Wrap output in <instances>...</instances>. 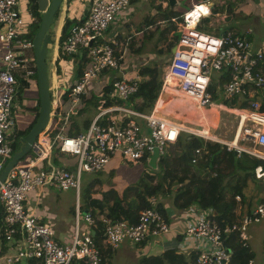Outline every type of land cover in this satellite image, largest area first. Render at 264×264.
<instances>
[{"label":"built area","instance_id":"1","mask_svg":"<svg viewBox=\"0 0 264 264\" xmlns=\"http://www.w3.org/2000/svg\"><path fill=\"white\" fill-rule=\"evenodd\" d=\"M130 1L88 0L86 15L69 26L63 37L56 39L48 69L52 87L49 121L52 122L48 121L37 134L30 146V155L21 157L0 183V236L16 246L14 254H0L4 264H15L21 259H32L39 264H107L92 238L91 231L95 227L100 229L102 244L109 249L122 242L138 245L148 237H159L168 231L156 196L146 197L147 206L138 211L133 224L91 215L87 211L80 215L79 206H76L67 243L56 241L52 228L28 211L26 205L28 192L37 187L43 190L48 187L73 189L76 194L82 173H99L114 156L124 161H140L155 150L156 160L166 147L176 142L180 132L212 140L202 133L201 125L198 129L187 130L177 120L155 114L161 93H165L168 103L174 106L172 112H180L184 105L206 109L214 104L217 95L221 100L229 101L230 105L224 104V107L235 117L236 127L229 142H219L235 154L246 153L264 162V112L259 110L264 104V41L253 47L248 40L252 32L250 27L240 34L229 31L217 36L197 30L202 18L220 17L223 21V15L214 11L216 5L223 3L221 0L191 3L181 14L177 22L179 36L162 71L151 112L145 113L125 104L137 91L140 75L113 79L111 89L97 96L98 105L88 113L90 119L85 130L67 135L70 116L82 107L80 96L84 89L101 73L120 67L130 37L105 40L103 34L128 9ZM20 2L0 0V158L9 157L16 141L18 144L10 116L17 87H30L27 85L35 81L28 80L35 74L31 39L18 30L29 21L35 23L37 20L28 6L21 7ZM200 6H204L205 12L198 10L191 15ZM77 64L80 73L73 77ZM213 70L218 71V80L212 88L209 74ZM71 77L72 84L67 86ZM65 85L70 90L69 106L61 116L56 113V106L63 93L59 91ZM237 102L238 108L235 107ZM162 109L156 110L162 112ZM55 147L59 154L76 158L73 168L66 164L62 167L47 164ZM195 154H200V150ZM20 160H23L22 165ZM254 177L264 183L262 166L254 169ZM235 200L239 197L235 196ZM195 208L194 220L182 233L184 238L198 244L195 264H229L231 251L224 245V239L235 233L238 243L248 246L247 226L264 218V193L239 220L224 226L212 220L209 210ZM246 264H253L252 259Z\"/></svg>","mask_w":264,"mask_h":264},{"label":"rangeland","instance_id":"2","mask_svg":"<svg viewBox=\"0 0 264 264\" xmlns=\"http://www.w3.org/2000/svg\"><path fill=\"white\" fill-rule=\"evenodd\" d=\"M80 1V0H79ZM164 1V0H163ZM215 1V0H213ZM83 4L88 5V0H82ZM167 3L164 7H162L161 4L158 3L159 7V13L166 12L168 9V0L164 1ZM196 2V1H195ZM147 0H132L130 1V4L128 5V9L121 13L119 17L116 19L115 23H111L109 32H115L118 31L121 35H125L127 33L133 34V36H136L134 38L135 41V47L133 51H129L126 55V63L123 66L125 69V74L129 75L132 74L133 70L135 69V72H139L142 69L143 60L145 59V55L152 54L153 51H149L151 45L153 46V43L155 42V38L152 39V37H147L146 35V28L143 27V24H135L133 26V19L135 21H138V23L143 19H149L153 16L152 12L147 11L148 5ZM191 0H178L175 4L170 5L173 6L172 9L184 11L187 10L190 7ZM61 7V5H60ZM59 7V8H60ZM60 11V10H59ZM215 13L218 14H224L225 16H230V19L228 22L219 21L216 24L210 25L208 23L209 19H212V16L208 18H202L200 20V26H197V30L202 31L204 33H208L210 35H222L224 31L230 30L233 26L237 30L241 31V27L243 26H250V20H252L253 26H255L257 20L259 22H262V26L264 25V0H223V3L221 5H216L214 7ZM158 14V15H160ZM182 14V13H181ZM180 14V18H181ZM37 17L39 15L37 14ZM257 20H256V19ZM37 20V18H35ZM67 20L69 18H66ZM161 16L157 18H153V20L150 22L151 26L155 24L157 20H161ZM172 22H178L176 18L173 19ZM130 24V29H126L124 27L116 28V26H121L124 23ZM59 23V22H58ZM227 24V25H226ZM238 24V25H235ZM38 25V21L33 23L30 21L23 26L20 27L18 30L21 31L25 37L30 38L34 32L36 31ZM160 25L157 26V30ZM251 27V26H250ZM51 30L53 31L52 40L51 43L47 45V55L49 60H52L54 53H55V45H56V38L58 37L56 35L57 26L51 25ZM173 29L171 32V42L170 46L175 45L178 36L179 31L175 29L173 26L169 27V30ZM252 29V27H251ZM255 29V28H254ZM257 30V29H256ZM140 31V32H139ZM145 31V32H143ZM112 33H104L103 36L105 40H109L113 37ZM154 33V31H152ZM251 34L248 37V40H252ZM164 44L166 42L159 43V46L161 49L164 48ZM168 46H166L165 51ZM170 50V47H169ZM125 53L124 55L126 54ZM154 53H156L154 51ZM168 56L170 55V51L166 52ZM162 61L160 63H156L153 65V62L151 64H148L146 62V66H150L151 68H155L152 70V73L150 76L146 75L148 78L151 79V81H157L159 83L158 76L161 74L162 69L168 63L169 57L167 59H161ZM46 63L49 64L48 60H46ZM131 64V65H130ZM130 67V70L128 69ZM48 72V86L49 91L52 92L51 87V77L49 76V70ZM119 75L120 72L116 70H109V77L110 75ZM106 76V75H105ZM101 77L99 79L104 80V77ZM107 77L106 80L109 79ZM209 78L211 81L212 88L215 87L216 82L218 80V71L213 70L209 74ZM28 80H36V76L32 75ZM141 85V84H140ZM25 87L23 85L18 86L16 93L13 96L12 103L10 105V116L13 119L15 132L17 131V134H20L23 129H26L30 122L34 118L35 111L31 109V107H35L38 105V99H37V90H36V82L34 81L31 84H28ZM96 85L94 82L87 88L86 93L89 95L90 93L93 94V97H97L98 93L94 91ZM94 93H96L94 95ZM188 101L187 99H183ZM98 105V100L96 101ZM222 103H225L227 105H230V102H226V100H223ZM125 104L129 105V101H126ZM84 105H82L81 108H83ZM186 106V105H184ZM95 108V104L93 102H86V108L85 111H89ZM38 110V107H37ZM66 108L61 107L60 112L61 114L64 113ZM81 110V109H80ZM192 111H194V108H192ZM166 112L169 113H176L172 112L170 110L166 109ZM217 112L219 113V121L215 122L214 126H211V131L208 133L214 138V140H219L221 142H229L231 139L232 131H234L236 127V119L233 115L230 113H226L220 109H217ZM83 113V112H82ZM90 114V112H88ZM84 114L80 118H77L76 124L81 125L83 121L82 119H90L89 114ZM178 113V112H177ZM179 117H183L184 113L177 114ZM77 117L76 114H72L70 116V119H73ZM178 117V119H179ZM69 119V120H70ZM170 119H174V116H171ZM176 119V118H175ZM177 119V120H178ZM183 121L182 124L184 128L187 130H191V128L198 129L199 125L196 127H193V124L191 122H195L192 120H188L185 118L179 119V122ZM52 120L49 121L51 123ZM189 122V123H188ZM70 126V125H69ZM69 128V127H68ZM183 133L186 132H180L179 135H183ZM187 134V133H186ZM20 136V135H19ZM204 140V139H203ZM212 141V140H210ZM219 141H213L218 142L222 144ZM18 148V144L16 141V148L12 150L10 156L14 151H16ZM151 152L147 153L146 158H144L141 161H129V160H122L118 156L112 157L108 165H106L99 173H89V172H83L80 179V187L78 192L75 194L73 189H67V190H59L55 189L53 187H48L46 190H43L40 187L35 188L34 190L28 192L27 194V202L26 205L28 206V211H31L33 214L37 215L43 223L49 225L52 229L55 230V227H62V234L61 238L63 241L62 243L69 242L70 240V233L72 231V219H73V211L76 208V206H80L79 213L80 215L86 211L90 206L86 204V198L85 196L89 194L92 198H95L99 196V192L101 190H105L108 188H113L117 191H120L121 189L125 187H140L146 186L150 184L151 182H159L161 184V190L156 194L157 201L162 208V211L165 215V218L167 220L168 226L176 225V226H184V223L187 219L192 217L191 211H197L194 204L189 205V207L185 208H176L172 205L171 199H172V193L175 191L172 189V186H170L171 192L169 194H166L164 192L166 181L168 179L163 178L164 175V169L160 166V160L163 157L172 158L176 152L175 146H169L164 149V152L162 154L158 155V159L155 160L154 166H148L147 159L149 158ZM27 155H30V150L27 151ZM54 153H52V156ZM9 157L7 158H0V164L3 166L6 164V162L9 160ZM58 158H55V162H53L52 165L62 167L64 164L67 165L68 168H73L76 162V158L74 156L68 157L66 155H57ZM55 156V157H57ZM170 162V161H169ZM23 160H20L19 164L22 165ZM171 167V165H170ZM149 177V179L147 178ZM94 184V186H92ZM153 184V183H152ZM176 185V184H175ZM177 189V188H176ZM244 199L246 201L250 200L252 204L257 203L260 200V197L264 193V183L260 180H248L246 187L242 190ZM133 199L132 193H128L126 200L131 201ZM77 203V204H76ZM90 209V208H89ZM60 219V222L58 223L55 219ZM64 218V220H63ZM79 223L82 224V221L79 220ZM246 233L248 236V246L252 253V262L253 264H264V253H263V242H264V218L261 219L257 223H250L247 226ZM173 237V236H171ZM130 247L127 245V243L122 242L118 244L115 249L116 252L122 247V246ZM15 248L10 250V253H15ZM124 255H121L120 258H122ZM109 260L110 258L107 257ZM24 259L20 260V263H23ZM115 261V255L112 253V262ZM0 264H4L0 261Z\"/></svg>","mask_w":264,"mask_h":264},{"label":"trees","instance_id":"3","mask_svg":"<svg viewBox=\"0 0 264 264\" xmlns=\"http://www.w3.org/2000/svg\"><path fill=\"white\" fill-rule=\"evenodd\" d=\"M27 1L28 9L38 21L35 0ZM172 7L173 6L168 5V10L162 12V15L165 19L169 16L179 21L180 14L185 10L182 12L172 9ZM82 18L83 17H81V19ZM71 22L77 21L65 20L59 38L67 33ZM31 38L32 36L30 39ZM153 69L155 68L144 66L138 73L141 76H150ZM78 73L80 72H77V74ZM69 91V89L64 90L57 102L56 113L61 116H64L65 112L61 114L60 108L64 107L67 110L69 106ZM158 91L159 83H157V81H151L149 78L147 82L139 85L137 91L131 97L141 96L145 100L144 104L138 107V109H142L145 105L147 107L151 106L152 101L157 97ZM87 101L93 102L95 106L97 105L94 97H90ZM37 107L38 105L31 107V109L35 111L34 118L26 129H23L20 134H17V137L25 134L34 123L37 116ZM259 110L264 112V104L259 106ZM87 113L88 111H85V108H81V110H77L75 114L79 117L81 114ZM81 121H83L81 125L76 124L78 121H70V126L66 131L67 135H75L85 130L89 120L84 118ZM206 122L209 124L211 121L207 119ZM211 123L213 126L215 125V123ZM207 132L208 129L203 126L202 133L207 134ZM173 145L176 147L177 154L169 158L170 160L163 157L159 162L165 172L163 178L168 179L164 192L169 194L171 192L170 186L175 184L181 185L172 193V205L176 208H185L194 204V206L201 210H209L210 217L219 226L233 223V210L236 201L235 196L241 197L242 202H247L246 199H244L242 190L246 187L248 180H259L254 177V169L257 166H262L264 168V162L246 153L234 154L232 150H227L223 144L203 140L189 133L179 135ZM15 148L16 144L14 146V149ZM196 150H200V154L196 155ZM53 152L55 156L60 155L57 147L54 148ZM55 158L57 157L53 158V162H55ZM147 178L149 179V177ZM185 180H187V182H185ZM160 190L161 184L159 182H151V179L149 185L141 186V188L125 187L120 191L108 188L101 190L98 197L85 199L87 201L86 204L90 206L89 208H98V214H94L95 212L89 208L86 210L91 215H102L121 219L127 223L133 224L136 222L138 211L147 206L146 197L155 196ZM128 193H132L133 199L131 201L126 200ZM92 238L99 249L100 257L104 259L109 249L102 247V238L98 227L93 229ZM0 242H5L2 236H0ZM224 245L231 251L229 264H246L249 259H252L249 246H241L237 241L235 233L228 235L227 238L224 239ZM262 246L264 249V242ZM79 264L83 263L80 262ZM141 264L189 263H187L183 255L176 253L175 248H169L164 250L159 256L142 259Z\"/></svg>","mask_w":264,"mask_h":264},{"label":"crops","instance_id":"4","mask_svg":"<svg viewBox=\"0 0 264 264\" xmlns=\"http://www.w3.org/2000/svg\"><path fill=\"white\" fill-rule=\"evenodd\" d=\"M164 1L163 0H147V3H148L147 4L148 5L147 11H149V12L151 11L153 16L151 18H149V19H143L139 23H138V21H135V19H133V26L136 23L137 24H143V27L146 28V30H147L146 31L147 37L148 38L152 37V39L155 38V42L153 43V46L151 45V47L149 49V51H153V53L149 54V55H145V59L143 60V62H141V64H142L141 66L142 67L147 65L146 62L148 64H151L153 62V65H155L156 63H160L162 61L161 59H164V58L167 59L168 57L170 58L172 46H170L169 44L171 42V32H172L173 29L169 30V27L173 26L175 29H178V26H177V22H172L171 18H173V17L167 16L166 19H165L164 16L162 15V12H161V14L159 13V7L160 6H158V3L161 4L162 7H164L165 5H167V3H165ZM177 1L178 0H173V3L171 5L175 4ZM195 1L199 2L200 0H198V1L197 0H191V3H196ZM241 1H243V0H241ZM220 2H223V0H221ZM60 5H61V7L59 8L60 11H59V14L57 16V20L55 22L56 26L58 28L57 31H56V35L57 36L60 35L61 28H62L65 20H67L66 18H69L68 21H77L78 22L81 19V17H83L85 9L88 7V5L83 4L82 0H80V1L79 0H62ZM168 5H169V3H168ZM20 6L21 7H27V1L26 0H21ZM198 9H201L202 12H205L204 6H200ZM158 14H160V15H158ZM220 15H223V22L227 23L228 20L230 19V16H225L224 14H220ZM159 16H161L162 19L161 20H157L155 22V24L153 26H151L150 22L153 20V18L154 17L157 18ZM219 21H220V17L219 18L212 17V19L208 20V23H210V25H213V24L218 23ZM55 23H54V25H55ZM74 23L75 22H73V23L71 22V24H69V26H71ZM128 23L129 22L124 23L121 26L120 25L116 26V28L118 29L120 27H124L126 29H130L131 27H130V24L128 25ZM249 23H250V26L252 27L251 34H253L252 35V40L250 41V43L253 45V47H256L262 41H264V25L262 26V22H259L258 20H257L255 26H253L252 20H250ZM158 25H160V27H158V30H157V26ZM235 25H238V24H235ZM250 26L241 27L242 28L241 31H239L236 28H234L233 26H231L232 28L230 30H227V31H224V32L232 31L234 33L240 34V33H242L244 31V29L246 27H250ZM109 30L110 29H108L105 33H112L113 32V31L109 32ZM152 31H154V33H152ZM143 32H145V31H143ZM113 34H114L113 37H115L116 39H119V40H122L125 37H130V40H129L130 44L127 46L126 54L123 55V57H122V59L120 61L119 69L116 70V71L120 72L119 75L113 74V75H110V77H109V75H108L109 73L108 72H103V73L100 74V76L96 80L92 81L96 85L94 91L97 92L98 95L101 92H108L111 89L110 88V84H111L113 79H122V78H125V77H131V76H134V75H138L139 76L140 75L138 72H135V69L132 71L133 72L132 74L127 75V74L124 73L125 69L123 67L125 65V63H126V59H125L126 55L128 54L129 51L131 52V51L134 50V47H135L134 38L136 36H133V34H135V32L132 35L129 34V33H127L125 35H121L118 31H115V32H113ZM162 42H166V44H164L165 46H164L163 49H161L160 46H159V43H162ZM166 46H168L167 49H166V52L170 51V55L169 56L167 54H165L166 52H164ZM169 47H170V50H169ZM154 51L156 53H154ZM50 62H51V60H50ZM49 64H51V63H49ZM84 65L85 64L83 63V66ZM165 66H164V68H165ZM164 68L162 69V71L164 70ZM49 69H50V67H49ZM128 69L130 70V67ZM77 72H80L78 64H77L76 72H74L75 74H73V77H75V75L76 76L79 75V73L77 74ZM103 76H105L104 80L99 79V78H101ZM107 77H109L108 80H106ZM139 77H140L139 85L143 84V83H145V82H147L149 80V78L146 77V75L145 76H141L140 75ZM161 77H162V72L158 76V79H157L159 81V84H160V81H161ZM92 82L88 85V87L92 84ZM70 84H72V77L68 80L67 86L70 85ZM139 85H138V87H139ZM67 86L65 85L64 87H62V89H60L59 92H63L66 89ZM86 88L84 89L85 91L83 92V94L80 96V103H81V105H84L83 108H86V102H88L87 100L90 97H93V94L90 93L88 95L86 93ZM95 94L96 93H94V95ZM219 96L220 95L215 96L214 104L212 106H210V107H208L206 109H203V110L194 109V111H192V108L190 106H183L182 109L179 110V111H180V113L181 112L184 113V116L180 117V119L181 118H185V119H188V120L195 121V122H191V124H193V127H196L197 125H201L202 127L204 126V128H207L208 132L211 131V129H212L211 126H213V124L211 122L215 123V122L219 121V113L217 112V109H220V110H222V111H224L226 113H229V112H227L225 110V107H224L225 103H222L223 100H221V98L218 101V103H216V100H218ZM95 100L97 101V97L95 98ZM154 100L152 101L150 107H147L145 105L142 109H138V107L140 105L144 104V102H145V100L141 96L131 97V98H129L128 101H129V105L131 107H133V108H135V109H137L139 111L148 113V112L152 111V108H153L154 103H155ZM168 100L169 99L167 98L165 93H161L159 95V97H158V99L156 101V109H161V108H163V109H162V112L155 109V114H157L159 116L163 115V116L169 117V118L171 116H175L174 119L176 118L175 120H177V118H178L177 114H179V112L178 113L177 112L176 113L166 112V109L167 110H172L174 108V106L171 103H168ZM177 105H178V103H175V106H177ZM212 108H214V109H212ZM93 110L94 109L89 110L88 112H91ZM213 112H214V114H213ZM83 115L84 114H81V116H83ZM81 116L75 117V118H73V120L70 119V121H77V118H80ZM207 119H210V121H211L209 124L206 122ZM177 121L179 122V119ZM179 123L183 124L184 122L181 121ZM192 129H194V128H192ZM208 132H207V136L210 137L212 140H214V138H212V136ZM232 132H234V131H232ZM232 136H233V133L231 135V139H232ZM169 146H173V144H171ZM52 153H54V152L53 151L51 152V154H50V156L48 158L47 164H49V163L51 165L53 164V158L55 157V154L52 156ZM57 158H58V156H57ZM53 166H55V165H53ZM92 186H94V184ZM90 197L91 196H89V194H87L85 196L86 199H89ZM253 206H254V204H252L250 200L245 203V202H242V199L240 197L238 201H235V206H234V210H233L234 221L239 220ZM90 209L93 212H95L94 214H98L97 213V209L98 208H90ZM191 213H192V217L186 220V222L184 223V226L180 227V226L172 225V226H170L168 228V231L165 234H163V235H161L159 237H148L145 241H143L142 243H140L138 245H130V244L127 243V245H129L130 247H126V246L123 245L118 250V252L115 251V249L117 247L113 248V249L107 248V249H109V252H107V254L104 256V261L107 264H141V260L144 259V258L159 256V255H161V253L164 250L169 249V248H175L176 249V253H178L180 255H183L185 260L187 261V263L195 264V256L197 255L198 244L194 240L189 239V238H184L182 236V233L184 232L186 226L190 222H192L194 220V218H195L194 215L196 214V211H191ZM55 220L58 223L60 222L59 218L58 219L56 218ZM63 220H64V218H63ZM80 225H81V230L84 231L83 224H80ZM72 227H73V219H72ZM61 228L62 227H57L56 226L55 230L52 229L53 233H54V239L56 241L60 242V243L63 242V241H61L62 238L60 237L61 234H62V229ZM99 231H100V229H99ZM91 234H93V230L91 231ZM171 236H173V237H171ZM101 244H102V242H101ZM102 247L106 248L104 246V244H102ZM13 248H15V250H16V246L13 245V244H10V243H7V242H2V243L0 242V254H3V255L14 254V253H10V250H12ZM112 253H114V255H115V261L114 262H112ZM121 255H124L122 260L120 258ZM107 257H109L110 260ZM0 261L2 262V260H0ZM22 262L23 263L18 262V263H15V264H39L37 261L32 260V259H30V260L26 259V260H23Z\"/></svg>","mask_w":264,"mask_h":264},{"label":"water","instance_id":"5","mask_svg":"<svg viewBox=\"0 0 264 264\" xmlns=\"http://www.w3.org/2000/svg\"><path fill=\"white\" fill-rule=\"evenodd\" d=\"M62 0H35L36 11L39 15L38 25L36 31L32 35V55L35 66V76H36V90L38 99V110L37 116L30 127V129L23 135L18 137V148L12 153L9 160L0 170V183L5 178L9 169L16 164V162L27 154L30 150V146L33 143L37 134L42 131L49 119H50V109H51V94L48 86V72L50 64L46 63V60L50 63L47 55V45L51 43L53 31L51 30V25L57 20L59 14V7ZM169 5L173 3V0H168ZM87 13V8L85 9L84 15ZM175 46H172L171 53L173 52ZM219 96L216 103L220 100ZM239 103L237 102L235 107L238 108ZM234 152V151H233ZM235 154V152H234ZM156 152L153 150L147 160L148 166L155 165ZM187 182V180H185ZM180 184L172 186V189L180 187Z\"/></svg>","mask_w":264,"mask_h":264},{"label":"bare ground","instance_id":"6","mask_svg":"<svg viewBox=\"0 0 264 264\" xmlns=\"http://www.w3.org/2000/svg\"><path fill=\"white\" fill-rule=\"evenodd\" d=\"M197 10H201V9H195V10L192 12L191 15H195ZM212 109H214V108H212ZM174 117H175V116H174ZM177 117H179V116H177ZM177 119H178V118H177ZM179 119H180V117H179Z\"/></svg>","mask_w":264,"mask_h":264},{"label":"flooded vegetation","instance_id":"7","mask_svg":"<svg viewBox=\"0 0 264 264\" xmlns=\"http://www.w3.org/2000/svg\"><path fill=\"white\" fill-rule=\"evenodd\" d=\"M141 160H143V159H141ZM141 160H140V161H141Z\"/></svg>","mask_w":264,"mask_h":264}]
</instances>
